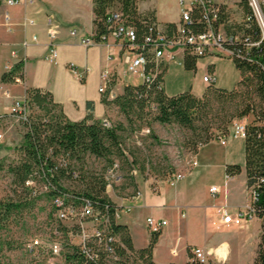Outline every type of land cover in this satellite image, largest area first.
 <instances>
[{"label": "crops", "instance_id": "0c3cea01", "mask_svg": "<svg viewBox=\"0 0 264 264\" xmlns=\"http://www.w3.org/2000/svg\"><path fill=\"white\" fill-rule=\"evenodd\" d=\"M15 1L14 4H7V0H0V78L21 60L24 63L23 78L20 83L0 82V102L4 98L10 99L8 105L0 108V113L7 111L13 99L24 97L27 87H40L52 92L54 101L61 105L71 120H81L86 116L88 101L94 102V117L104 119L108 106L102 102V94L99 92L103 70L113 68L119 72L120 79L116 90H121L128 83L139 84L129 81L133 75L124 71L118 58L122 49L113 36L105 42L90 46L80 43L81 35H90L95 30L93 0ZM183 1L188 4L191 0ZM215 1L227 6L228 10L230 6H236L244 18L245 10L241 0ZM182 8L180 0L138 2L140 13H155L160 28L170 23L178 24ZM49 15L52 16L56 29L53 43L58 54L55 61L46 58L50 43L47 25ZM30 20H33V23ZM72 27L78 28L77 35L70 33ZM178 53V58L166 63L167 70L163 80L166 94L171 96L190 90L197 96L202 95L208 85L198 92L194 91L192 86L186 85L183 81L187 70L183 64L184 54L181 49ZM208 63L214 70L215 60ZM233 64L235 75L214 86L226 89L236 86L241 79V73L234 61ZM71 65L80 71H86L85 79L80 80ZM16 84L21 85L20 92L13 90L12 87ZM2 88L9 90L10 97L5 96ZM6 148L7 145L4 144L2 150ZM196 156V167L176 171L185 172L182 180L170 183L171 174L176 173L172 171L161 177L155 175L146 180H138V189L134 194L110 195L118 206V223L128 228L136 250L145 248L150 243L152 232L147 225L148 217L166 221L152 250V260L155 264H184L189 260L188 250L195 247L212 253V249L222 245L217 250V255L219 258H225L227 250L223 245L228 244L225 236H216L211 231L222 229L221 219L224 211L236 212L250 203L251 193L246 185L245 138H229L225 144L212 140L200 147ZM198 156L202 158L198 159ZM229 164H239L242 171L234 176L228 175L226 167ZM241 174L244 175L243 182L249 199L237 202L231 199V185ZM212 186L218 187L216 194L210 191ZM107 192L110 193L109 190ZM219 193H223L222 196ZM223 250L226 251L225 256L220 257Z\"/></svg>", "mask_w": 264, "mask_h": 264}, {"label": "trees", "instance_id": "16d2710c", "mask_svg": "<svg viewBox=\"0 0 264 264\" xmlns=\"http://www.w3.org/2000/svg\"><path fill=\"white\" fill-rule=\"evenodd\" d=\"M140 0H93L94 2V37L102 41V36L109 32L110 15L119 7L122 19L126 24L135 28L138 43L144 41L145 35L153 23L157 25L153 11L142 14L138 11ZM245 14L250 13L249 6L242 0ZM226 12L223 13L217 24L223 23L226 32L233 29L252 30L255 40H261L259 30L255 24L251 28H244V24L236 27L232 23L228 7L221 4ZM245 16V15H244ZM244 19V18H243ZM177 24L170 23L166 28H175ZM147 55L146 71H157L156 76L150 81H142L139 84H125L123 90L114 98H108L102 94V102L106 106L115 104L120 111L132 123V116L143 118L147 115L145 110L154 107L156 113L154 119L161 123H177L180 126L197 130L198 122H208L211 116H215V105H230L229 118L222 120L217 127L222 129V134L229 132L228 124L234 118H240L250 113L254 120L247 125L245 137V171L246 185L254 191L256 198L251 200L256 217L261 220V236L259 249L254 264H264V40L258 46L245 51L243 58L234 57L232 60L241 73V79L232 89L216 87L209 84L202 95L197 96L190 90L175 95H167L164 86V74L166 64L158 67L153 55L145 50ZM197 57L184 53L183 64L186 69L194 70L197 66ZM23 60L16 62L12 68L4 72L0 78L2 83H14L16 75L23 78ZM25 98L31 108L40 110L46 118L32 116L28 130L24 136L20 151L24 157L19 164L9 165V172L13 174L14 183L26 186L31 178H39L47 185V193L55 196L66 195L69 202L81 203L84 199H91L97 207L108 205L111 217L118 208L107 194L108 181L105 177L86 174L83 171V162L88 155L104 158L110 170L120 168L119 161L125 156L118 133L119 126L104 125V119L94 117V102H87L88 113L81 120H71L63 111L60 104L54 101L51 91L40 87H27ZM212 118V117H211ZM221 135V134H220ZM218 135V137L220 136ZM194 150L210 142V135H200L196 138ZM64 158L65 164H59V159ZM118 163L116 169L115 163ZM242 167L239 164H229L226 172L230 176L239 174ZM64 179L78 181L84 186L80 190L69 189L63 185ZM135 190L133 194L136 192ZM21 201H0V222L7 218L16 208L22 207ZM114 229L120 234L124 244L134 252L133 264H155L152 260V250L157 242L159 232L152 233L147 247L136 250L128 228L118 222H114ZM68 258L73 260L74 253L69 252ZM189 260L184 264H204L197 258L191 249L188 250ZM0 264H2L0 262ZM124 264H129V259ZM175 264V263H169Z\"/></svg>", "mask_w": 264, "mask_h": 264}, {"label": "rangeland", "instance_id": "374dc122", "mask_svg": "<svg viewBox=\"0 0 264 264\" xmlns=\"http://www.w3.org/2000/svg\"><path fill=\"white\" fill-rule=\"evenodd\" d=\"M242 2V0H241ZM120 11L119 7L113 8ZM232 23L239 27L243 24L242 12L232 5L229 7ZM179 53L176 55V57ZM178 58V57H177ZM215 60L214 70L209 67L208 61ZM198 65L194 70H185L184 80L188 87L192 86L194 91H200L209 85L204 82L203 76L213 72L219 80L226 82L236 73L233 60L228 57H214L208 54L197 59ZM183 69V68H182ZM172 75H174L172 73ZM178 75V73L176 74ZM178 79V78H177ZM129 81L140 83L139 77L131 76ZM15 91H21L20 84L12 87ZM123 89L117 90L120 93ZM10 102L9 98L1 99L0 108H4ZM216 114L211 116L208 122H198L197 130L180 126L177 123H161L153 117L156 113L154 107L147 108L146 116L138 118L132 116L134 122H130L115 104L108 106V112L104 116L113 125L119 126L118 133L125 156L119 161L120 168L110 171L107 161L104 158H97L94 155L86 156L82 166L83 171L89 175L105 177L107 179V191L110 195L131 194L138 189V180H146L150 176H164L172 171L176 172L190 169L189 161L196 160L200 147L194 150V143L197 136H212V140L218 141V135L224 131L217 128L223 119L229 118L231 112L230 105H215ZM31 116H41L44 114L33 107L30 109ZM234 120H239L245 124H250L254 120L252 113L234 118L229 124V128ZM6 129L5 145L7 148L0 152V201H21L22 207L14 211L0 222V262L2 264H74L65 252L56 258H52L48 253L41 251V248L32 245L33 240L39 238L45 240L50 235L53 216L52 195L44 189V184L39 178H31L26 186L14 183L13 174L9 172V165H16L22 161L24 154L20 148L27 132L26 126L16 120H9ZM202 147V146H201ZM202 158L198 156V159ZM244 175L237 176L232 183V196L237 202L248 200V193L245 191ZM63 185L69 189L80 190L84 185L78 181L64 179ZM251 193V189H249ZM223 193H219L222 196ZM218 196V195H216ZM252 220L244 225H223L221 230H215L216 236H225L228 244H224L227 254L225 258H219L218 246L208 254V259L204 264H254L259 249L261 236V220ZM67 240V238H66Z\"/></svg>", "mask_w": 264, "mask_h": 264}, {"label": "built area", "instance_id": "2783aa9c", "mask_svg": "<svg viewBox=\"0 0 264 264\" xmlns=\"http://www.w3.org/2000/svg\"><path fill=\"white\" fill-rule=\"evenodd\" d=\"M249 6L250 13L245 14L243 19L244 28H251L255 24L259 30L261 40H264V0H245ZM15 0H7V4H14ZM183 5L181 20L175 28H160L158 25H151L149 32L145 35L144 41L137 42L135 28L126 24L121 13L112 11L110 15L109 32L102 36V41H97L95 33L81 35L80 43L86 46L95 43L105 42L113 36L121 46L122 53L119 55L120 62L124 71L130 75H136L142 81H150L156 76L155 71H146L147 52L151 53L155 59L157 67L166 64L168 61L176 59L178 50L184 54L205 57L212 54L220 57L243 58L245 51L254 46H258L261 40L253 39L252 30L247 32L245 29H233L226 32L223 23H218L221 15L226 12L223 6L215 0H191ZM8 19V15L6 14ZM33 23V20H30ZM49 53L47 59L55 61L57 58V48L53 43L56 36V29L51 15L47 17ZM70 33L78 34V28L72 27ZM36 37L34 36V39ZM74 74L80 79H85L86 71H80L71 65ZM102 83L99 86L101 94H107L108 98H114L118 93L117 83L120 79L116 69H104ZM206 83L216 81L213 72L203 76ZM22 79L16 75L14 83H20ZM6 97H10L8 89L2 88ZM31 105L22 98H15L7 111L0 113V152L5 144L6 128L9 120H16L23 123L27 130L32 116L30 114ZM104 125L111 126L108 119H104ZM247 135V124L242 121L234 120L227 134H221L218 140L225 144L229 138H245ZM1 160V156H0ZM59 164H65V159H59ZM190 168L198 165L197 160H190ZM116 169L118 163H115ZM189 169V168H188ZM111 172L114 170H110ZM185 172L171 174L170 183H175L185 177ZM47 190V185H44ZM210 191L213 194L218 192L217 186H212ZM139 194V193H138ZM256 198L254 191H251V200ZM250 200V202H251ZM54 221L51 224L50 235L41 240L36 238L32 245L40 247L41 251L48 253L52 258L61 256L65 250L74 253V264H124L129 259V264H133L134 252L130 250L120 238V234L114 229V222H118V208L112 218L108 210V205L99 208L91 199H84L81 203L69 202L64 194L52 197ZM256 218L254 208L251 203L236 212L224 211L221 219L222 225H244ZM166 221L157 220L153 217L147 218V225L152 233L160 232ZM220 227V226H218ZM67 238V240H66ZM193 254L202 262H206L208 254L204 249L195 247L191 249Z\"/></svg>", "mask_w": 264, "mask_h": 264}, {"label": "bare ground", "instance_id": "6f19581e", "mask_svg": "<svg viewBox=\"0 0 264 264\" xmlns=\"http://www.w3.org/2000/svg\"><path fill=\"white\" fill-rule=\"evenodd\" d=\"M225 253H226V251H224V250H223V251H221V252H220V257H223V256H225Z\"/></svg>", "mask_w": 264, "mask_h": 264}]
</instances>
